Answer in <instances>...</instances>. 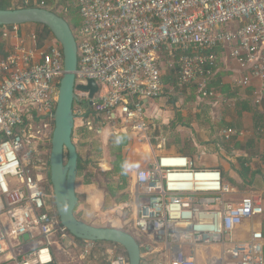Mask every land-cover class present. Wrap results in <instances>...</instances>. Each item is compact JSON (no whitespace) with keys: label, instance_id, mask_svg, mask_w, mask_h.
<instances>
[{"label":"built area","instance_id":"built-area-1","mask_svg":"<svg viewBox=\"0 0 264 264\" xmlns=\"http://www.w3.org/2000/svg\"><path fill=\"white\" fill-rule=\"evenodd\" d=\"M72 1L81 19L74 35L75 85H97L92 99L75 90L77 111L83 116L90 110L116 134L151 147L149 107L166 91H177L181 102L193 88V107L213 98L208 84L217 48L227 49L244 74L264 82V0ZM46 2L35 4L45 8ZM19 27L0 28V261L7 255L14 264H66L51 247L67 244L79 247L86 264L95 260V250L104 264H128L116 244L69 238L50 204L52 193L40 188L44 164L33 155L31 139L52 133L63 55L56 41L38 46L36 34ZM239 84L248 85L249 77ZM232 133L227 129L222 136ZM130 189L132 225L146 241L141 264H264V236L251 225L264 208L251 194L228 199L231 190L219 170L163 154L133 172ZM245 223L250 226L241 237ZM57 232L60 240L53 241ZM33 234L42 243L24 252L22 237L32 241Z\"/></svg>","mask_w":264,"mask_h":264},{"label":"crops","instance_id":"crops-1","mask_svg":"<svg viewBox=\"0 0 264 264\" xmlns=\"http://www.w3.org/2000/svg\"><path fill=\"white\" fill-rule=\"evenodd\" d=\"M55 5L53 0L46 2L47 8L52 9ZM31 28L30 24L20 25L19 31L31 33ZM215 53L216 67L208 84L215 96L205 100L201 107H193L194 90L189 89L180 102L182 109L177 110L180 114L177 111H162L161 99L154 101L148 113L155 140L150 147L126 134L129 144L123 152L124 169L128 173L131 171V187V176L135 170L145 168L159 155L181 154L191 158L199 168L219 170L223 183L231 190L228 198L231 201L251 194L259 199L264 208V82L244 74L229 57L227 49L217 48ZM245 75L249 77V84L241 86L239 82ZM162 129L167 136L162 135ZM227 129L233 133L224 138L222 131ZM166 142L165 151L163 146ZM127 148H131L129 152ZM83 191L87 195L85 203L88 201L91 208L84 204L83 215L86 218L80 220L92 225L89 222H92L95 208L91 199L94 196L99 203V195L103 192L96 188V193H92V188L88 187H84ZM261 224L255 220L251 225L261 229ZM249 226V223L241 226V237L247 236ZM31 238L35 239L25 240V246H31L39 236L33 234Z\"/></svg>","mask_w":264,"mask_h":264},{"label":"water","instance_id":"water-1","mask_svg":"<svg viewBox=\"0 0 264 264\" xmlns=\"http://www.w3.org/2000/svg\"><path fill=\"white\" fill-rule=\"evenodd\" d=\"M24 24L45 26L62 49L63 75L58 86L48 158L49 182L60 225L77 240L119 245L126 254L128 264H141L140 248L131 234L113 227L87 224L75 215L78 203L76 179L79 157L72 141L75 124L73 106L80 103L75 90L88 91L89 99H92L97 92V85L92 80L88 81L87 85H75L77 70L75 36L65 19L46 8L0 9V27ZM65 153L66 161L64 160ZM22 238L27 240L29 236L24 235Z\"/></svg>","mask_w":264,"mask_h":264},{"label":"rangeland","instance_id":"rangeland-1","mask_svg":"<svg viewBox=\"0 0 264 264\" xmlns=\"http://www.w3.org/2000/svg\"><path fill=\"white\" fill-rule=\"evenodd\" d=\"M53 1L54 3H56V5L52 6V9H54L55 11L54 13L58 15L63 14L64 16H67L68 12L75 10L74 7L75 5L72 0H53ZM27 3L35 4L34 0H28ZM27 3L23 2V0H11L12 7L14 9L22 8ZM39 28L40 27L37 25L32 26L29 32H33L36 34ZM180 97L181 95L177 91H171L168 93L166 91L164 97L161 98L162 111H170V112L173 111V113H175L177 110L180 111L182 109L181 103L179 102ZM179 111H177V113H179ZM74 116H75L74 127L76 128V130L78 128H82L83 122L81 120L80 113L77 111V105L74 106ZM91 123L93 125L94 130H91L89 133L82 135L76 134L73 139V141L79 147L78 152L81 156L82 161L86 162L87 164L86 167L81 170L79 176L77 175V179H76V188H77L76 195L78 193L77 197L79 199V204L77 203L75 215L79 220L84 219L86 218L83 215L84 204H87L89 209L91 208V205H89L88 201L87 203H85L87 195L83 191L84 187L92 188L93 190L92 193H96V188L98 189L102 188L103 190L101 189L100 190L103 192V194L99 195V200H100L99 203H96L97 198L92 196L91 200L94 203L93 208H95V213L94 215H91L92 222L90 221L89 223H92V225L98 227H113L128 232L134 237L140 250L143 251V245L146 241L145 239L140 237V235L135 231L132 225L133 206H132V195H131L130 182H129L131 171L130 173H128L129 177L127 179L129 186L125 190H119L117 192L118 196L126 193L129 194V199L126 202L116 203L114 201V198H111L109 195H107V192L105 191V188L108 187L109 185L116 188L122 183L121 180L118 179V177L109 179L104 175L105 172L111 169L110 162L112 158L110 157L109 154L108 140L113 134H115L114 128L111 125H104V124L102 125V123L100 122L93 123L90 121L89 124ZM151 129H153V127H151ZM101 131L103 133H101ZM166 134L167 132L163 130L162 135L167 136L168 134L167 135ZM31 148L35 158L37 160H41L44 164L40 177V184L43 186V180H45V177H47L49 173L48 166L46 163V159L49 157V152H50L49 134L47 135L46 132L45 133L42 132L38 134L36 138L31 139ZM163 148H165L166 151L167 142L165 143ZM125 149L123 150V152L126 151ZM130 149L131 148H127V152H129ZM161 151H163V149ZM66 158L67 157L65 153V157H64L65 161ZM87 181L91 182V184H89ZM92 184L95 187L92 186ZM50 193H52L51 186H50ZM50 204L52 205V208H55L53 207L54 205L53 199L51 200ZM263 217L264 214L261 217L256 218L255 220H259V223H261ZM59 233L60 232L55 233V235L52 237L53 241L60 240ZM11 241L14 247L20 244V241L17 238H14L13 236H11ZM41 243H42L41 240L38 239L31 246H25L22 250L24 252H30L35 249L36 244H41ZM103 245L107 247V245L109 244H103ZM51 248L53 250L54 257L58 262L66 263V264H86V262H84L86 260H82L81 258H79L80 249L77 245L70 246L65 244L63 246V249L61 250L56 245H52ZM95 256L96 258L92 262V264L105 263V259L102 256H100V253L97 250H95ZM0 264H14V262L9 258V256L6 255L1 258Z\"/></svg>","mask_w":264,"mask_h":264},{"label":"trees","instance_id":"trees-1","mask_svg":"<svg viewBox=\"0 0 264 264\" xmlns=\"http://www.w3.org/2000/svg\"><path fill=\"white\" fill-rule=\"evenodd\" d=\"M24 7H37V5L34 3L33 4L27 3L26 5H24ZM45 8L52 11V12H55L54 9L47 8V6H45ZM0 9H14L12 7L11 0H0ZM59 16L68 22L73 34L76 35L77 29L79 28L80 23H81V19L79 17L77 8L75 7V10L68 12L67 16H64L63 14H61ZM30 25L31 26L37 25L40 27L36 33L38 46H41V44L47 40L55 41L51 32L45 26L39 25V24H30ZM0 54L2 56L5 55L4 43L1 42V40H0ZM75 105L78 106V104H74V106ZM74 106H73V111H74ZM80 117H81V119H83V121H82L83 126H82V128H78L77 130L75 127L73 128L72 141H73L76 134L82 135V134L89 133L91 130H94L92 123L88 124L90 121L93 123L94 122L99 123L98 118L93 116L91 114V111L88 109H85L83 116H80ZM53 126H54V124L52 121V129H53ZM49 137L51 138V134L49 135ZM73 143L76 147L78 157H79L78 174H77L79 176L81 170L83 168H85L87 164H86V162L82 161V159H81V156L78 152V150H79L78 145L74 141H73ZM128 144H129V137L123 133H117V134L115 133L108 140L109 154H110V157L112 158V160L110 162L111 169L109 171L105 172L104 175L109 179H113L114 177H118V179L121 180L122 183H121V185L117 186L116 188L109 185L108 187L105 188V191L107 192V195H109L111 198H114V201L116 203H124L129 199L128 193L122 194L120 196H118V194H117V192L119 190H125L129 186L128 181H127L129 175H128V172H126V170L124 169V156H123V150L128 146ZM48 158L46 159V163H47L48 170H49ZM87 182L89 184H91V182H89V181H87ZM40 188L44 193H50L49 173H48L47 177H45V180H43V186L40 184ZM100 189L103 190L102 188H100ZM261 231H262V234L264 236V217H263L262 224H261ZM66 233H67L68 237H70L76 241H79L76 238H74L73 236H71L67 231H66ZM97 243H99V244H111L108 242H97ZM117 246L123 250V248L121 246H119V245H117ZM263 255H264V251H263Z\"/></svg>","mask_w":264,"mask_h":264}]
</instances>
